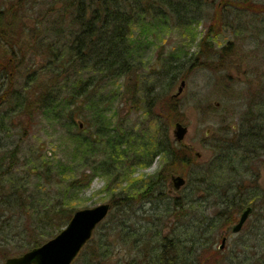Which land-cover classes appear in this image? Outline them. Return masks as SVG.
Instances as JSON below:
<instances>
[{
  "label": "trees",
  "instance_id": "1",
  "mask_svg": "<svg viewBox=\"0 0 264 264\" xmlns=\"http://www.w3.org/2000/svg\"><path fill=\"white\" fill-rule=\"evenodd\" d=\"M14 4L0 9V72L3 74L0 76V131H6L16 117L25 134L35 112L62 121L66 129H93V134L86 132L82 139L87 147L96 145L95 153L99 154L101 148L104 160L91 168L93 171L102 170L104 175L114 178L109 179L108 189L118 177L128 184L121 197L110 202V212L135 203L151 205L159 201L165 202L166 206L158 219L153 221L148 215L147 226L144 227L131 217L116 218L115 213L111 216L109 212L108 221L97 226L92 233L94 237L83 247L85 252L78 255L73 263L238 264L236 253L223 254V250H213L210 238L218 230L229 233L237 215L251 206L254 218L250 217L241 230V246L251 244L253 260L251 263L246 260L247 264H264L262 246L252 243L256 240L264 243V231L261 232L264 227V190L251 191L248 187L249 184L254 185L256 176L251 174L250 161L246 159L240 141L214 148L213 158L201 171L202 182L198 184V192L205 195L202 202L213 200V214L203 215L200 218L202 222L197 225H185L183 223L192 212L197 213L203 205L194 204L192 200L182 204L181 199L176 198L169 201L165 194L164 185L170 176L179 173L180 165L178 150L168 133L178 121L176 99L168 93L159 94L161 115L165 119L163 128L154 141L140 149H136V137L130 135V130L119 119L113 123L107 115L123 93L128 95L126 101L133 107L139 106V100L152 105L150 96L136 99L141 77L139 54L142 41L133 39L135 26L146 23L156 29L158 26L186 25L202 18L209 19V27L198 41L196 58L202 60L203 65L218 64L222 55L232 47L230 43L220 51L215 50L212 42L222 27L233 26L234 20L239 19V11L264 13V3L257 5L254 0H55L53 5H60V9L52 12V20L46 22L47 14L40 13L39 20L36 19L35 25L28 28L23 22L18 23ZM51 10L52 7L49 12ZM240 25L238 23L237 26ZM29 48L32 55L41 57L40 65L28 66L25 55ZM171 57L172 63L178 62V56ZM169 64L161 65L163 71H158L157 80L169 76L170 87L179 80H187L192 68L184 71L179 65L171 67ZM119 79L127 84L122 93L121 90H111ZM21 118L27 119L25 127ZM78 122L82 128L78 127ZM74 140L76 148L80 147V139ZM235 151L242 153L236 157ZM160 155H163L162 166L153 177L139 180L121 174L122 169L132 170L133 164L147 167L155 156ZM18 156V146L0 156L2 261L51 240L76 211L67 203L66 195L57 198L44 193L43 186L48 184L54 165L47 162L37 167L33 165L30 175L37 182L32 183L15 172ZM79 182L71 181V188H79ZM193 205H197L196 208ZM153 209L157 210L152 206L150 210ZM205 211L207 213V210L202 213ZM161 217L166 219L165 224H162ZM216 226H219L218 230ZM183 228L184 234L189 228L199 229L200 237L182 241L178 233ZM190 243V246H185ZM125 246L127 248L123 249ZM190 255H194L196 260ZM114 256H117L115 262L111 261Z\"/></svg>",
  "mask_w": 264,
  "mask_h": 264
},
{
  "label": "rangeland",
  "instance_id": "2",
  "mask_svg": "<svg viewBox=\"0 0 264 264\" xmlns=\"http://www.w3.org/2000/svg\"><path fill=\"white\" fill-rule=\"evenodd\" d=\"M54 1L0 0V9H5L11 3H15L14 10L16 9L18 23L21 21L28 28L31 25H35L37 22L36 19L39 20L38 15L46 13L48 17L46 22L52 20L51 16L52 14L54 15L52 12L60 9V5H53ZM254 2L259 5L263 4L264 0H254ZM51 7L52 10L49 12ZM238 13L239 19L234 20L233 26L224 25L218 37L212 42L217 51H220L226 44L231 43L232 45L230 50L222 55L223 57L218 64L217 62H212L210 65H203L202 60L196 58L199 52V47H197L198 41L206 33L210 23L209 19L202 18L195 23H187L186 25L176 23L166 25V27L158 26L155 27L156 29L148 27L146 23L134 27L133 39L139 38L142 41V43L140 42L141 51L139 54V59L142 60L139 71L141 77L139 79L140 83L137 84L138 95L136 99H145L146 95L150 96L152 105L148 106L139 100V106L137 108L136 106L133 107L131 103L126 101L128 95L126 96L123 93L113 103L112 110L107 115L113 123L119 119L130 130V135L136 137L137 142L134 143L136 149H140L145 144L154 141V137L158 134V131L163 128L165 119L162 117V110H160L159 100L161 98L159 94L168 93V95H174L178 91L177 88L181 80L170 87L169 83L171 81L169 80V76L161 80H157L156 77L158 76V71H163L161 65H168L169 63H171L169 64L171 67H177L178 65L183 67L182 69L184 71L189 67L192 68L185 82V86L182 88L183 91L178 97V103L181 105L178 117L188 127V134L183 141L186 145L194 146L198 151H202L204 153L203 159H210L213 153L210 154L205 149L203 151L197 140L203 138L207 129L213 131L217 128H222L224 123L221 118L225 116L228 119L226 122L229 130L228 137L234 133L240 137L248 135L249 139L255 143L260 141L264 146V13L253 14L251 12L242 13L240 11ZM238 23L241 24L239 27L237 26ZM28 51L25 55L28 66L29 64L40 65L41 57H38L36 54L32 55L30 48ZM205 52H207V49ZM172 55L178 56L177 63H172ZM2 75L0 72L1 77ZM1 82L2 80L0 78ZM124 85L126 86L127 84L119 79L116 85L110 89L113 91L121 90L122 93L125 88ZM127 87H129V83ZM4 88L2 91H4ZM217 102L220 106L216 108L218 109L217 115L213 116V118L210 117L208 119L209 121H202L204 117L199 113L197 108H202L208 103L212 105ZM175 109L177 110V107ZM35 113L32 115L33 119L30 122V126L26 129L25 134L16 117L13 119L14 123L7 126L6 131H0V156L15 146L19 148L18 166L15 172L33 183L37 182L35 177L30 175V171H32L30 169L33 165L37 167L42 162L54 165L55 168L48 180V184L43 186L44 193L57 198L63 194L66 195L67 203L70 207L72 206L76 209V211L93 208L104 203L110 204L112 199H119L124 188L128 186L126 181L120 180V177H118L113 181L111 188L108 189L109 179L113 180L114 178L112 176L109 178L104 175L102 170L93 171L94 169L91 168L96 167L97 163L104 160L101 148H99V154L95 153L94 151L97 152L96 148H94L95 144L87 147L82 139L89 132L93 134L94 130H88L86 128L82 130H78L77 128L66 129L62 121L55 120L38 112ZM21 121L23 127H25L27 119L21 118ZM79 121L81 123L83 122V120ZM85 129L87 131H84ZM172 130L173 126L168 131L171 140L173 138ZM89 137V140L92 141L91 135ZM74 138H79L81 141V146L78 147L79 149L76 148L77 142L75 143ZM235 152L237 153V151ZM241 153H237L236 157ZM262 153L263 156H260L257 160L264 161V148ZM162 161L163 155L155 156L149 166H140L139 164L136 166V164H133L134 167L132 170L130 168L122 169L121 174L127 175L131 179L146 180L157 173L162 166ZM261 170L258 181L261 185H264L263 166H261ZM73 180L80 181L77 185L79 188H71L70 183ZM176 195L182 196L183 191H178ZM180 202L182 204L184 203L183 200H180ZM202 205L203 207L201 209L198 208L197 213L192 212L193 216L191 215L190 218H187L183 224H189L191 226L197 225V223L202 222L200 218L203 215L210 216L213 214L214 204L212 199H206ZM152 206L156 207L157 210H150ZM165 207V202L162 204L159 201H154L151 205L135 203L133 206L113 209L110 215L112 216L115 213L116 218L131 217L133 221L138 222V225L144 227V225L147 226L146 219L148 218L146 217L148 215L154 221L160 217ZM185 208L187 209L188 206H185ZM195 208L194 210H196ZM202 209L207 210V213L205 211L203 214ZM144 210H149L146 212V215L144 214ZM107 217L101 223H106L108 221ZM238 217L239 215H237L236 219ZM250 217L251 219L254 218L251 215ZM161 220L162 224H165L166 219L161 217ZM172 222H174L173 219ZM216 227L218 230L219 226ZM189 229L185 234L184 228L179 230L181 233H178L180 239L184 242L187 240H196L200 237L199 229ZM168 231L166 230V232ZM263 231L264 227L261 229V232ZM241 232L227 233L228 239L224 245L225 250L222 253H236L234 256H236L238 264H241L242 261H244L243 264H247L249 260V263H251L253 260V256L250 255L252 251L251 244L248 243L244 247L241 246ZM220 233H222L220 230L218 232L215 231V235L210 238L213 250L215 251L219 248L221 240ZM92 237L94 236L92 235ZM252 243L257 246H262L261 250H264V243L262 241L259 242L256 240ZM190 245L191 243L185 246ZM191 247H193V243ZM126 248L125 246L123 249ZM24 252L26 250L20 253V255ZM83 252H85L84 248L81 249L78 255L81 254L82 256ZM20 255L12 254L10 257ZM115 257L117 256H114L111 261H114ZM190 257L194 261L196 260L194 255H190ZM3 262L4 260L2 261L0 259V264H3ZM79 263V261H76L73 264Z\"/></svg>",
  "mask_w": 264,
  "mask_h": 264
},
{
  "label": "flooded vegetation",
  "instance_id": "3",
  "mask_svg": "<svg viewBox=\"0 0 264 264\" xmlns=\"http://www.w3.org/2000/svg\"><path fill=\"white\" fill-rule=\"evenodd\" d=\"M184 81L186 82V80H181L180 83ZM185 86V84H184ZM183 91V90H182ZM178 92V91H177ZM182 93V92H181ZM180 93V94H181ZM177 94V93H176ZM176 94L172 95L176 101H177V111H178V116H179V112H180V107L181 105L178 103V96H176ZM219 103H213L212 105L210 103H208L207 105H205L204 107H199L197 108V110L199 111V113L204 117H202V121H209L208 119L211 117L213 118V116L217 115V111L219 108ZM223 120L224 126H222V128H217L216 130H206V133L204 134L203 138L198 139L197 142L200 144V147L202 148V150L204 151V149L207 152L213 153L214 148L216 146H223L225 147L226 145H232L235 143V141H240V144L242 145V149L244 150L245 153V157L247 160L250 161V171L253 174V176H256V180L254 185H248L249 188H251V191H256L258 189H263L264 190V185H261L259 183V177L261 174V166H263L264 168V161L262 160H257L258 158H260V156H263L262 150L264 148L262 142H257L255 143L253 140L249 139L248 135H245L244 137H240L237 134H229L230 137H228V133L229 130L227 128V121L228 119L224 116V118H221ZM245 120V118H244ZM244 122V121H243ZM182 124V126H184L187 130H186V134L184 135V137L182 138V140L178 141L175 140L174 135L172 138L173 143H175V146L178 150V159H179V173L177 174H173L172 176H170L169 180L166 182V184L164 185L165 188V194L166 196H168V200L171 201L173 199H181L185 202H188L189 200H192L194 204H203L202 200L204 199L205 195L202 193L198 192V184L201 181V171L208 165V163H210L211 158H213V156H210V159L205 160L203 159L204 157V153L202 151H198L194 146H190V145H186L184 141L186 135L188 134V127L186 125L183 124V121H181L178 117V121L175 124ZM174 124V126H175ZM173 126V129H174ZM173 131V130H172ZM262 163V165L260 166V164ZM179 176L181 177V179L183 180V186H181L179 189L175 188V185H173V179L174 177ZM197 189V190H196ZM182 190L183 191V195L179 196L176 195V193L178 191ZM192 201H190L189 203H191ZM203 207V206H202ZM251 208V214H252V207L249 206ZM247 207V208H249ZM199 209H201L199 207ZM246 209V208H245ZM244 209V210H245ZM204 210V209H202ZM149 210H144V213L148 212ZM243 211V210H242ZM242 211L239 214H242ZM239 217L236 219V222L233 223V226L238 222ZM246 224V222H245ZM244 224V225H245ZM230 227L229 232L232 233L231 228ZM243 228V227H242ZM242 230V229H241ZM240 230V231H241ZM239 231V232H240ZM221 235V240L220 243L222 241L223 238H226V241L228 239L227 233L222 231V233H220ZM225 248V247H224ZM224 248L222 250H224ZM218 250H221L218 248Z\"/></svg>",
  "mask_w": 264,
  "mask_h": 264
},
{
  "label": "water",
  "instance_id": "4",
  "mask_svg": "<svg viewBox=\"0 0 264 264\" xmlns=\"http://www.w3.org/2000/svg\"><path fill=\"white\" fill-rule=\"evenodd\" d=\"M184 84V81L180 83L176 96L180 95ZM78 123V127L82 128V124ZM186 130L182 124H175L172 131L175 140H182ZM173 185H175L176 189L183 186L181 177H174ZM110 210L108 203L82 209L81 211L77 210L66 227L51 240L24 252L20 256H9V258L4 260L3 264H72L81 249L91 239L95 228L107 217ZM250 215V207L243 210L238 222L231 228L232 233H239ZM225 243L226 238H223L219 244V249L222 250L225 247Z\"/></svg>",
  "mask_w": 264,
  "mask_h": 264
}]
</instances>
